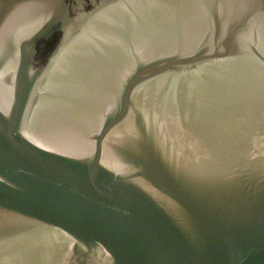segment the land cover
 I'll return each instance as SVG.
<instances>
[{
    "label": "water",
    "instance_id": "95a60500",
    "mask_svg": "<svg viewBox=\"0 0 264 264\" xmlns=\"http://www.w3.org/2000/svg\"><path fill=\"white\" fill-rule=\"evenodd\" d=\"M0 264H264V0H0Z\"/></svg>",
    "mask_w": 264,
    "mask_h": 264
}]
</instances>
